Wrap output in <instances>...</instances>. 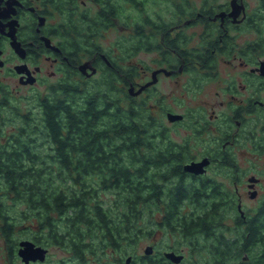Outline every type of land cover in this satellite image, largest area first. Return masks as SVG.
<instances>
[{
    "label": "flooded vegetation",
    "instance_id": "1",
    "mask_svg": "<svg viewBox=\"0 0 264 264\" xmlns=\"http://www.w3.org/2000/svg\"><path fill=\"white\" fill-rule=\"evenodd\" d=\"M121 27L131 54L103 49ZM105 71L129 106L145 108L147 219L160 213L148 241L126 227L96 243L68 228L57 242V228L0 217L3 264H264V0H0V121L5 109L23 115L36 88L84 91ZM1 128L2 159L23 132ZM200 216L205 225L193 224ZM24 240L45 257L26 261Z\"/></svg>",
    "mask_w": 264,
    "mask_h": 264
},
{
    "label": "trees",
    "instance_id": "2",
    "mask_svg": "<svg viewBox=\"0 0 264 264\" xmlns=\"http://www.w3.org/2000/svg\"><path fill=\"white\" fill-rule=\"evenodd\" d=\"M105 72L104 83L112 84L113 73ZM52 90L55 95L41 99V108L45 129L42 137L53 151L41 150L38 155L30 137L24 136L14 140L2 159L0 156V180L5 189L0 193V217L5 225L24 224L19 221L21 215L24 221L37 219L40 227L57 228L65 222L76 236H105L110 240L123 235L120 230L126 227L144 233L143 220L149 215L150 204L146 198L144 147L150 143L145 108L129 106L121 97L122 91H117L116 100L111 90L82 92L67 84ZM110 189L116 197L107 203L101 192ZM4 195L13 204H25V208L13 213ZM205 220L200 216L193 224L203 226ZM59 233L51 236L60 237Z\"/></svg>",
    "mask_w": 264,
    "mask_h": 264
},
{
    "label": "rangeland",
    "instance_id": "3",
    "mask_svg": "<svg viewBox=\"0 0 264 264\" xmlns=\"http://www.w3.org/2000/svg\"><path fill=\"white\" fill-rule=\"evenodd\" d=\"M120 35H121V40L120 42L117 41V38L114 35H108L105 38V42L102 43V45L104 46L103 49L106 51H110L113 49V47H116V49L118 51H120V54H129L128 52H130V54L132 53V46L129 41L126 40V38H128L129 36V30L128 27H121L120 28ZM132 50V51H131ZM140 54H145V53H140ZM105 74H100L96 77H94L93 79L88 80L87 84L84 86L87 87V89H93V90H103L102 92H104L105 90L107 92H109L113 95V97L117 98L116 100H118V94L117 91L115 89V85L104 83V81L102 80L104 78ZM109 81V80H108ZM59 82V79H51L50 83L51 85H53L54 83ZM75 85V83H73ZM54 86V85H53ZM83 87V88H84ZM58 88V87H56ZM52 88H48L45 89L44 86L41 88H36V90H32L30 93H28L26 95V97L21 101V107H20V112L22 110L23 115H20V113L17 110L11 111L9 109L4 110V114H3V119L2 121H0V127H2V132H7V134H11L13 132L19 134L22 133L23 136L21 138L25 139V137L29 138V141H32V146H35V151L37 152V154L39 155V151H45L48 152L50 150H52V147H49V143L48 140L46 138L42 137V133L44 132V124H43V110L41 108V103L38 102L37 99L35 100H31L33 98V96H35L36 98L40 97L42 98V96H45L46 99L48 100L49 98L53 97L54 92L52 90ZM85 89V88H84ZM83 92V90H80ZM85 91V90H84ZM121 99V98H120ZM31 100V102H29ZM41 100V99H40ZM128 102V101H127ZM122 104V103H121ZM124 104V103H123ZM43 124V126H42ZM25 136V137H24ZM178 138V136H177ZM179 139V138H178ZM53 151V150H52ZM39 156H38V161H39ZM2 192L5 191L4 187L0 189ZM112 189L107 190V191H102L101 192V196L105 199V201L107 203H109L111 200H114V197H116L115 193L113 192ZM5 196V204L6 205H11L12 206V210L13 213H16V211L19 213V211H22L25 208V204L17 202L16 204H13V200H11V198H7L6 195ZM248 205H254L253 201H251L248 196H246ZM228 212L226 213V218L223 221V224H225L227 221H229L230 219V209L227 210ZM159 212H155L154 215H152L150 217V219H145L143 220V228L145 230L146 227H154V224L150 221L151 219L153 221H156L157 218H159ZM19 221L20 222H24L25 225L28 226H32L33 222L35 224V226H39L37 223V219L32 220V219H24L21 217V215H19ZM67 223L65 222H60L57 229L60 231L59 236L64 238V235L68 232V228L66 226ZM226 225V224H225ZM42 232H46V230L42 231ZM33 232H30V230H26L25 231V235L26 236H31ZM143 233H141L142 235ZM145 235V234H144ZM142 235V240H141V244H144L145 242L148 241L147 238H145V236ZM45 238H47V234L43 233V235ZM57 237V236H56ZM61 237H57L58 239ZM97 237L99 236H95L93 238L94 243L98 242L99 239H97ZM62 240V239H61ZM89 240V239H88ZM90 240H92V238H90ZM61 242V241H58ZM263 248V246H260L259 249L261 250ZM140 250V245H138L135 248V251H139ZM142 250V248H141ZM140 250V251H141ZM124 252H130V250L126 249V251H122V253ZM255 254H256V250H255ZM0 264H3L1 256H0Z\"/></svg>",
    "mask_w": 264,
    "mask_h": 264
},
{
    "label": "water",
    "instance_id": "4",
    "mask_svg": "<svg viewBox=\"0 0 264 264\" xmlns=\"http://www.w3.org/2000/svg\"><path fill=\"white\" fill-rule=\"evenodd\" d=\"M204 161L202 162H194L190 165H187V169L193 170V171H199L201 166L203 165ZM241 208V205H240ZM22 247L20 249V253L23 255V258L26 261H29L30 259H37V258H44L46 251L43 247L35 245V243L31 240H24L22 241ZM149 251V249H147Z\"/></svg>",
    "mask_w": 264,
    "mask_h": 264
}]
</instances>
